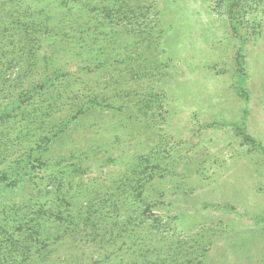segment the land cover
<instances>
[{
    "label": "rangeland",
    "instance_id": "1",
    "mask_svg": "<svg viewBox=\"0 0 264 264\" xmlns=\"http://www.w3.org/2000/svg\"><path fill=\"white\" fill-rule=\"evenodd\" d=\"M123 1L0 0L5 79L54 82L45 132L0 120V169L44 159L0 184L8 262L264 264V0Z\"/></svg>",
    "mask_w": 264,
    "mask_h": 264
},
{
    "label": "trees",
    "instance_id": "2",
    "mask_svg": "<svg viewBox=\"0 0 264 264\" xmlns=\"http://www.w3.org/2000/svg\"><path fill=\"white\" fill-rule=\"evenodd\" d=\"M134 4L135 6H133ZM262 9L264 10V7ZM241 10L246 12L245 9L241 8L240 5L235 1L227 4V12L229 14L236 13L238 15L241 13ZM115 11L118 14H124V16L137 15V17H143L141 12L142 7L140 4H137V0H131L130 5L127 0H125L117 6ZM139 13L141 14L140 16ZM14 64L16 63H14L12 60H8L7 67L4 69H2L3 66L0 67L1 99H5L8 94L13 96V99L5 105V109L0 111V120L13 117V110L18 109L22 116L21 119L27 122L25 123V132L30 129H34L35 131H44V124L47 122L46 119L50 116L51 112L54 111V104L50 101V98H52L51 91L54 88V82L48 81V78H45V75L40 73V80L37 83L31 85V81L26 83L27 80L24 77L25 73L22 72L18 75L19 82L17 85L10 84V79H5L4 73L7 72V69L11 70ZM17 114V112L14 113V116ZM24 134L20 133V135L16 137L17 139L15 141L19 143L20 141H23V139L27 138L28 135ZM41 139L42 142L45 140V143L49 139L48 134L42 133L40 140L37 141V145L40 143ZM35 150L36 149L33 146L27 147L26 152L22 156L16 158V160H14L7 168L0 169V184H4V182L9 179L15 183L16 181L13 180V174L15 173L16 175H20L21 172H29L27 170V165L31 166L30 168H32V170L30 171H42L41 168H43L42 164L44 159L40 156L41 153L37 152L39 155L34 154ZM2 151L3 150L0 149V152ZM52 178H54V175ZM0 213H2L0 214V247L6 254V261L4 262H6V264H11L10 262H13L17 257L23 256L32 249L34 233L25 227V221L21 218L24 216V214L19 213V216L16 214V212L15 214H11V211L1 207ZM16 230H23L22 239H13V234H15ZM7 235L8 238H6ZM8 260L10 262H8Z\"/></svg>",
    "mask_w": 264,
    "mask_h": 264
}]
</instances>
